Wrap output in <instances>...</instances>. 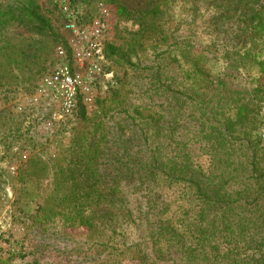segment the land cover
Wrapping results in <instances>:
<instances>
[{"label": "rangeland", "instance_id": "rangeland-1", "mask_svg": "<svg viewBox=\"0 0 264 264\" xmlns=\"http://www.w3.org/2000/svg\"><path fill=\"white\" fill-rule=\"evenodd\" d=\"M62 1L37 0L68 42L67 59L30 23L0 30L13 37L0 52V264H264V225L233 226L248 222L242 208L204 201L198 218L201 205L179 177L204 176L205 188L218 183L227 198L242 186L247 149L262 152L264 29L253 17L264 20V0H67L89 35L104 21L97 72L74 58L85 38L77 43L63 27ZM64 62L90 122L43 84ZM243 100L255 113L240 123ZM79 133L106 197L91 226L46 219L52 180L32 174L34 159L65 163ZM236 242L241 249L228 252Z\"/></svg>", "mask_w": 264, "mask_h": 264}, {"label": "trees", "instance_id": "trees-1", "mask_svg": "<svg viewBox=\"0 0 264 264\" xmlns=\"http://www.w3.org/2000/svg\"><path fill=\"white\" fill-rule=\"evenodd\" d=\"M119 9L121 12L126 10L121 5H119ZM261 19L258 16L253 17L255 26L264 29V20ZM19 21L32 24V28L41 36L51 37L55 49L58 45H63L70 51L68 42L54 31L49 18L41 12L37 0H19V7L17 8L0 2V30ZM11 38L13 37H4L3 33L0 32V52L11 47ZM106 50L113 54L115 48L108 45ZM261 72L264 73V59L261 62ZM252 104H255V102H252ZM77 107L81 119L90 122L87 107L80 96L78 97ZM254 113L255 106L243 100L237 108L236 121L241 123L249 120ZM100 123L101 121H98L95 125L98 126ZM220 133L224 135L226 140L232 141V137L225 131ZM252 136L234 139H239L241 143H245ZM74 137L72 145L68 148V157L70 158L65 163L51 165L49 161L40 158L34 159L31 161L32 174L39 179L51 178L52 180V190L47 195L45 206L42 208L46 219L60 215L66 223L71 225L91 226L97 219L96 209L98 205L106 197L102 191L100 172L92 158L93 156L90 154L93 150L91 143L88 142L89 138L80 133ZM247 150L249 156L244 164L243 176H241L242 186L234 195L229 194L227 198H219L221 195L218 193L220 190L218 183L205 188L202 182L204 176H179L194 191V201H198L195 205H201V210L196 214L198 218L207 216V212L202 210L201 201H204L210 205V209L219 204L229 206L232 209L242 208L243 218L248 219V222H236L235 218L233 219V226L240 225L244 229L255 227L258 223L264 225V147L262 152L259 149ZM182 209L185 210L186 215H190L191 209H186V207H182ZM226 230L228 233L233 231L232 228L231 231L227 228ZM227 244L229 245L228 252L233 253L232 250L241 249L239 242ZM224 248H227V246L224 245Z\"/></svg>", "mask_w": 264, "mask_h": 264}, {"label": "built area", "instance_id": "built-area-1", "mask_svg": "<svg viewBox=\"0 0 264 264\" xmlns=\"http://www.w3.org/2000/svg\"><path fill=\"white\" fill-rule=\"evenodd\" d=\"M60 8L62 14L65 15L62 20L63 27L75 34L76 38L73 40L77 42V38L78 40H80V37L85 38V46L76 50L74 58L78 59L83 65L85 63L89 64L88 67L92 72L100 71L98 60L103 58L105 53L104 32L106 28L104 21H96L92 27V33L89 35L87 30L77 26L67 0L61 2ZM56 53L60 58L67 59V51L63 45L56 47ZM79 83L78 76L72 73L68 62L59 65L43 79V84L52 88L56 92L55 97L58 100L61 99L65 108L70 111L77 108Z\"/></svg>", "mask_w": 264, "mask_h": 264}]
</instances>
